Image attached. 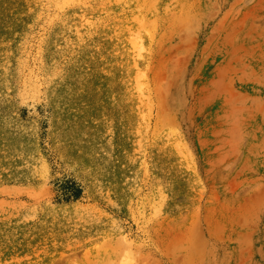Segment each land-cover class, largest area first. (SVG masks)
I'll list each match as a JSON object with an SVG mask.
<instances>
[{"label": "rangeland", "instance_id": "rangeland-1", "mask_svg": "<svg viewBox=\"0 0 264 264\" xmlns=\"http://www.w3.org/2000/svg\"><path fill=\"white\" fill-rule=\"evenodd\" d=\"M0 264H264V0H0Z\"/></svg>", "mask_w": 264, "mask_h": 264}, {"label": "trees", "instance_id": "trees-1", "mask_svg": "<svg viewBox=\"0 0 264 264\" xmlns=\"http://www.w3.org/2000/svg\"><path fill=\"white\" fill-rule=\"evenodd\" d=\"M82 188L74 180H68L64 183L61 189V199L70 200L78 198L81 195Z\"/></svg>", "mask_w": 264, "mask_h": 264}, {"label": "bare ground", "instance_id": "bare-ground-1", "mask_svg": "<svg viewBox=\"0 0 264 264\" xmlns=\"http://www.w3.org/2000/svg\"><path fill=\"white\" fill-rule=\"evenodd\" d=\"M135 37H136V36H135ZM135 37L133 38V40H134V41H133V45H134V46L137 45V43H138L137 40H136V42H135ZM134 46H133V47H134ZM139 47H140V45H139ZM139 47L137 46V47H135V48H139ZM140 48H141V47H140ZM138 54H139V53H138Z\"/></svg>", "mask_w": 264, "mask_h": 264}]
</instances>
